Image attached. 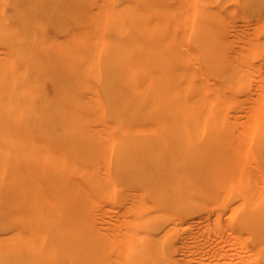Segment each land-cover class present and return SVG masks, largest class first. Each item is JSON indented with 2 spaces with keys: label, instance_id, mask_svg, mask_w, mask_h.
<instances>
[{
  "label": "bare ground",
  "instance_id": "obj_1",
  "mask_svg": "<svg viewBox=\"0 0 264 264\" xmlns=\"http://www.w3.org/2000/svg\"><path fill=\"white\" fill-rule=\"evenodd\" d=\"M0 264H264V0H0Z\"/></svg>",
  "mask_w": 264,
  "mask_h": 264
}]
</instances>
